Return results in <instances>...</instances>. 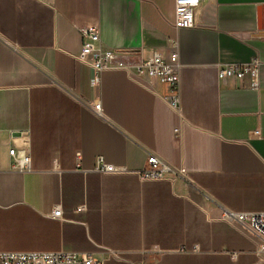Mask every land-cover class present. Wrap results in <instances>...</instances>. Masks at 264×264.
Wrapping results in <instances>:
<instances>
[{"label": "crops", "instance_id": "0c3cea01", "mask_svg": "<svg viewBox=\"0 0 264 264\" xmlns=\"http://www.w3.org/2000/svg\"><path fill=\"white\" fill-rule=\"evenodd\" d=\"M195 16L177 28L175 0H0V251L264 264L262 240L221 219L223 207L264 211V0H201ZM89 26L133 61L176 40L179 109L169 84L123 69L95 83L77 58ZM255 58L258 87L249 75L218 77ZM12 147L31 170L12 167ZM149 154L191 181L140 178ZM97 156L127 171L101 173Z\"/></svg>", "mask_w": 264, "mask_h": 264}, {"label": "built area", "instance_id": "2783aa9c", "mask_svg": "<svg viewBox=\"0 0 264 264\" xmlns=\"http://www.w3.org/2000/svg\"><path fill=\"white\" fill-rule=\"evenodd\" d=\"M201 0H175L174 25L177 28H190L196 24L195 12ZM82 48L78 60L88 64L94 71V82L98 83L101 73L109 68L126 70L133 77L149 78L155 82L169 84L172 94L166 97L168 104L179 109L180 99V77H179V54L176 40L166 50H154L147 58L133 61L131 50H116L102 43L99 30L96 26L81 28ZM249 75L252 86L258 87L260 81V60L253 59L249 63H230L218 69V77L222 80L229 78H243ZM95 110L101 113V104L95 105ZM177 136L180 129L174 130ZM259 134V130L255 131ZM11 165L13 168L27 171L31 170V157L24 149L12 147L9 151ZM81 156V152H77ZM95 170L101 173H123L127 169L124 166L112 164L104 158L97 156ZM142 179H175L183 178L191 181L185 168L176 167L158 157L149 154L146 166L136 172ZM82 209V207L78 208ZM53 217L60 218L61 208L53 211ZM221 219L225 220L238 230L250 234L262 240L260 251H264V211L260 212H235L228 208H222ZM0 264H104L102 260L96 259L90 253H80L67 250L42 251H0Z\"/></svg>", "mask_w": 264, "mask_h": 264}]
</instances>
